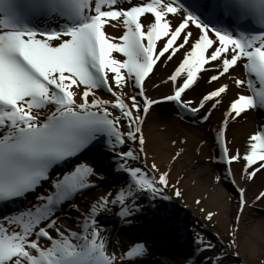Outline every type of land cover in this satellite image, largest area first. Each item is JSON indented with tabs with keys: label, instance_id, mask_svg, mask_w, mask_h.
Segmentation results:
<instances>
[{
	"label": "snow or ice",
	"instance_id": "obj_1",
	"mask_svg": "<svg viewBox=\"0 0 264 264\" xmlns=\"http://www.w3.org/2000/svg\"><path fill=\"white\" fill-rule=\"evenodd\" d=\"M170 62L167 78L153 83L154 72ZM226 80L251 93L228 99L214 129L218 163L226 166L216 182L236 185L234 162H242L245 183L264 176V126L247 137L244 152L227 136L233 123L264 110V0H0V206L13 207L0 217V264H139L147 251L141 243L109 251L101 212L119 206V217L131 223L141 197H184L182 178L173 180L170 166H149L146 121L172 104L207 123L225 106ZM146 82L172 91L150 96ZM202 85L212 87L189 98ZM100 146L115 157L124 181L81 213L76 197L102 179L83 158ZM236 187L229 247L239 255L238 225L249 201L247 190ZM252 203L264 204V191ZM69 207L81 217L78 231L59 224ZM216 215L208 211L205 219ZM195 242L199 252H214L201 264L229 258L227 247L214 251L199 233Z\"/></svg>",
	"mask_w": 264,
	"mask_h": 264
},
{
	"label": "bare ground",
	"instance_id": "obj_2",
	"mask_svg": "<svg viewBox=\"0 0 264 264\" xmlns=\"http://www.w3.org/2000/svg\"><path fill=\"white\" fill-rule=\"evenodd\" d=\"M186 1L191 3V0ZM109 31L117 37L121 34L117 30ZM174 66L175 63L170 62L167 68L154 72L156 79L153 83L166 79ZM233 74L240 75L239 72ZM244 78L246 79V75ZM224 82H227L231 89L225 99V106L215 110L207 123H201L198 116L181 113L172 104L158 106L159 113L150 114L144 129L148 141V164L150 166L155 161L161 168L170 166L172 179L182 178L181 191L184 197L177 199L172 196L171 200H152L151 203H147L148 198L144 200L145 197H141L138 201L141 211L131 223L124 222L119 217V206H110L108 210L102 211V226L108 230L109 251L115 250L119 254L126 252L136 243H142L146 245L147 251L139 264H201V261L213 256L214 252H199L195 242L196 235L199 233L206 241L216 245L214 251H223L227 247L222 245L221 240L231 237L233 218L239 201L236 185H239L247 190L249 205L241 215L238 225V256L244 259L245 264H261L262 260L264 261V204L252 203L255 196L264 191V176L258 175L253 181L245 183L242 178V162H234L231 167L236 185L230 184L227 179L216 182L218 175L223 176L226 166L218 163L220 150L214 142V129L222 126L228 99L233 95L249 94L246 88L237 89L230 80ZM206 87L212 86L202 85L201 89L193 92L189 98H199L200 92ZM147 88L148 94L156 98H162L172 91L169 86L163 84L159 89L152 84H147ZM125 90L133 92L131 88ZM97 95L111 98L104 90L97 91ZM150 120L151 126L147 127ZM261 126H264V110L254 109L239 123L231 125L227 133L230 147L244 152L247 137L255 134ZM181 148L184 149L182 156L173 161L174 153ZM89 157L94 159L96 171L102 179L93 181L96 185L94 190L89 189L76 197L75 203L81 213H86L89 205L99 197L108 192L115 193L124 181L123 175L116 171L115 157L109 158V154L101 150L92 151ZM88 161L91 162V159ZM168 194L171 195L170 192ZM197 200H200L201 204H197ZM29 203H35L34 199ZM201 207L205 212H201ZM187 210L190 213H186ZM208 211L217 213L211 222L205 219V213ZM58 215L59 224L63 228L79 230L75 221H79L81 217L73 209L66 208ZM194 220H203L206 224L198 226ZM212 224L216 230H211ZM227 248L230 254L231 249ZM233 251L234 257L236 254L234 249ZM123 264H127V261Z\"/></svg>",
	"mask_w": 264,
	"mask_h": 264
},
{
	"label": "rangeland",
	"instance_id": "obj_3",
	"mask_svg": "<svg viewBox=\"0 0 264 264\" xmlns=\"http://www.w3.org/2000/svg\"><path fill=\"white\" fill-rule=\"evenodd\" d=\"M99 91V90H98ZM163 112V111H162ZM154 114H158L159 112L157 111V109H156V111L155 112H153ZM152 121H153V119H152ZM151 120L149 121V122H147L148 124H147V127L150 125L151 126V122H152ZM86 163H88V164H90V165H92L90 162H86ZM93 167H95L94 165H92ZM96 168V167H95ZM97 170V169H96ZM82 199V198H81ZM189 210H187V211H185L186 213H190V212H188ZM191 217H193V215H191ZM195 222H197L198 223V226H204L206 223L203 221V220H199V221H197V220H194ZM211 230H216V228H215V225H213L212 224V226H211ZM197 231V230H196ZM199 231V230H198ZM221 242H222V245L223 246H227V247H229V245H230V242H231V237L229 238H225V240L224 239H222L221 240ZM142 244V243H141ZM146 246V245H145ZM229 249H231L230 250V255H231V257L229 256V258L225 261V264H245V261H244V259H242V258H240L238 255H234V257H233V255H232V253L234 252L233 251V248H231V247H229ZM234 254V253H233ZM152 257V256H151ZM150 257V258H151ZM152 262H154V261H152ZM260 262V261H259ZM261 264H264V261L262 260V262H261Z\"/></svg>",
	"mask_w": 264,
	"mask_h": 264
}]
</instances>
